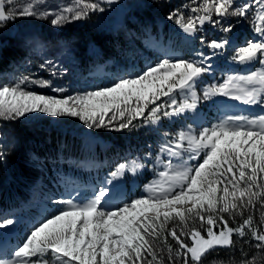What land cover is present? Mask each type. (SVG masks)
I'll return each mask as SVG.
<instances>
[{"label":"snow or ice","instance_id":"6c2138e0","mask_svg":"<svg viewBox=\"0 0 264 264\" xmlns=\"http://www.w3.org/2000/svg\"><path fill=\"white\" fill-rule=\"evenodd\" d=\"M115 2L71 0L46 10L41 7L46 0H0V26L32 17L48 19L53 27H62L87 19L92 13H103L102 5ZM190 13L186 17L176 9L167 19L190 35L205 24L219 26L227 34L234 28L229 18H237V23L248 20L255 38L235 49L232 60L259 63L262 67L207 85L202 96L195 87L210 71L207 62L212 58L203 52L196 53L199 59L163 58L135 76L76 94H66L67 89L55 86L52 80L25 76L0 85V120L15 121L38 113L53 118L76 117L89 129L114 127L122 131L134 126L138 119L144 124H157L162 118L194 111L201 99L216 96L264 110V0H201L190 8ZM200 42L212 49L213 55L229 43L226 37L211 41L201 37ZM40 67L47 68L52 76L62 74L52 61ZM29 85L48 88L57 95L31 91ZM177 91L187 95L178 101L174 95ZM162 97L167 101L157 103ZM113 121L118 124L113 125ZM161 152H166L169 159L158 173L159 178L144 186L146 195L124 200L117 194V187H109V180L90 198L54 201L65 207L35 226L10 258H0V264H165V255L167 264H204L210 253L218 254L220 249L232 253L231 264H262L264 114L229 115L198 132L189 126L177 133L174 143L162 146ZM4 156L0 145V160ZM173 158L180 162L173 163ZM156 159L162 163L160 156ZM143 167L136 161L120 164L110 176L115 180ZM257 212L258 223L254 219ZM13 223L5 219L0 229ZM169 238L175 246L168 242ZM236 239L241 242L238 248ZM245 246L256 251L250 255ZM211 264L224 261L212 260Z\"/></svg>","mask_w":264,"mask_h":264},{"label":"rangeland","instance_id":"374dc122","mask_svg":"<svg viewBox=\"0 0 264 264\" xmlns=\"http://www.w3.org/2000/svg\"><path fill=\"white\" fill-rule=\"evenodd\" d=\"M159 1L116 0V2L111 5H102L105 7L103 13H92L87 19L67 23L62 27H53L48 19L32 17L17 18L14 21L8 22L6 25L0 26V45L5 44L8 47L14 46L18 54L15 64H8V68L0 72V85L6 83L11 84L25 76L34 79L52 80L55 86L66 88V94H76L111 85L114 81L121 78L117 76L114 65L117 66L118 62L122 63V61L119 60L117 63H114L108 59L106 62H97L93 71L80 75L77 62L82 47L79 46L77 38L72 39L66 32H76V28L87 25L95 30L96 33H111L122 23L134 21V17L132 16V14L135 15L134 10H144L152 4H155L153 6L156 8L153 10V16H156L157 22L161 24L163 23V18L159 17L161 8V3ZM169 1L175 5L172 11L179 9L186 17L191 14L190 8L201 2V0H196V3H193V0ZM69 3H71V0H46V4L41 7L42 9L53 10L56 7H62ZM185 5L188 7H185ZM7 7L10 6H6V8ZM126 15H128V19ZM165 18L166 22L169 24L170 31L168 34L170 35L161 37V39L156 37L159 36L160 33H155L154 31H152V33H155L156 36L152 34L147 35L144 42L151 50L141 55L146 62L137 67L135 74H126L123 77L135 76L136 74L142 73L149 66L155 65V63L163 58H172L174 60L199 59L200 57H198L196 53L203 52L206 56H212V58L207 62L210 65V71L202 77L195 87L197 94L202 96L203 89L207 85L222 83L228 75L250 74L262 67L259 63L240 64L232 60L235 49L243 46L246 41L255 38L252 25L248 20H242L237 23V18H229L234 28L232 32L227 34L223 33L219 26L205 24L195 35H190L184 33L174 21L168 20L167 17ZM60 30L63 33L60 32ZM130 34L132 35L131 32ZM237 35H245L246 39H242L238 43L229 40V38H234ZM167 36L170 37L167 38ZM201 37H203L205 41L226 37L229 43L224 49L216 50V54L213 55L212 49L208 48L206 44H201ZM165 38L167 39L165 40ZM90 45L94 47L95 52H100V46H94L93 43H90ZM45 61L54 62L62 74L52 76L47 68L42 69L40 65L44 64ZM28 89L40 94L57 95L48 88L29 85ZM174 95L179 101L187 94L177 91ZM167 99V97H162L157 103H164ZM168 110L171 111V109ZM260 114H264V110H262L260 106L244 104L241 101L232 100L227 97L216 96L211 100L201 99L194 111L189 110L178 116L162 118L161 127H158L159 123H141L138 125L140 128L143 127L144 129L150 130L147 141L143 145H137L138 147L136 149H126L128 153L123 156L115 154V150L111 149L112 144L109 141L103 140V138L113 137L112 133L116 132L114 127L89 129L76 117L65 116L53 118L38 113L28 114L24 118L17 119L36 126H41L46 132L55 129L62 133L74 132L80 134L85 139L83 148H92L93 150L96 144L103 150L110 148V157L113 158V160L109 157L108 161L103 162L109 164L110 167H115L112 172L116 171L120 164L131 165L132 161H136L144 167L138 169L135 174L126 172L124 176L116 178L115 180H112L110 176L112 172L110 171L103 173L100 178L98 177L99 173L93 170L86 174L89 176L88 179L90 180L88 183H80L77 179L71 182L64 180L61 181L62 185L59 188L55 181L64 177L66 174L64 171L61 175L60 171L53 170L58 172V175L52 177L48 176L47 172L43 171L42 168H46L45 166L40 165L36 167L35 164H32L33 167L30 175H32V173L37 175L35 180L41 188L40 191H43L40 195H36L35 192L28 200L21 201L19 209L11 211L10 214L7 215H0V222L5 219H12L14 221L12 225L0 229V252L2 254L0 258H10V254L13 250L22 244L25 237L35 226H38L40 222L58 213L59 210L65 207V205L54 203V201L73 198L79 202L85 198H90L94 194V191L99 190L105 185V181L109 180H111L109 187H117L118 193L127 190L130 191V194L126 196L124 200L130 201L131 199L146 195L144 186L153 179L159 178L158 173L164 170L163 165L169 159L166 152H161L162 146L168 144L170 141L174 143L179 131L187 130V128L191 126L192 129L198 132L204 127H210L212 124L218 123L229 115L255 117ZM105 119L107 120L108 117H105ZM171 120H174V122H171ZM116 124H118V121H113V125ZM163 127L165 129H162ZM129 129L117 132H128ZM2 143L6 144L4 146V151L7 147L9 149L13 147V141L11 135L8 133L7 126L4 125V120H0V145H2ZM114 146L116 147V145ZM28 150L30 151V149ZM157 156H160L162 163H157ZM55 157L56 153L54 152L49 156V161L52 163ZM116 157L119 158L117 162H115ZM35 158L37 157L33 156L32 159L27 158L26 160L27 162H33V160H36ZM96 158L97 156L95 155V159ZM186 158L187 156L185 155V159ZM38 160L42 161L40 157H38ZM58 160L61 166H66L69 162L64 160L62 156H59ZM179 162L178 158H173V163ZM100 163L101 162H95L93 165L94 169L98 168L101 165ZM189 163L194 164L195 161H189ZM84 167L89 168V166ZM45 170L48 171L47 168ZM144 172H148V177L144 175ZM35 190L36 188L33 189V191ZM106 207H108V205H106ZM197 227H199L198 224ZM168 242L175 246L174 241L170 238ZM249 247L250 246H246L245 248L248 249ZM223 250L225 249H220L219 255L215 256L213 259H207L204 264H211L212 260L221 259L224 261V264H231V256H226L227 253H224ZM249 253L250 255L252 254L251 250ZM235 257L236 260H239L240 254L235 253ZM165 264H167L166 255Z\"/></svg>","mask_w":264,"mask_h":264},{"label":"trees","instance_id":"16d2710c","mask_svg":"<svg viewBox=\"0 0 264 264\" xmlns=\"http://www.w3.org/2000/svg\"><path fill=\"white\" fill-rule=\"evenodd\" d=\"M159 2L161 3L159 17L163 18V23L161 24L157 22L156 16H153V10L156 8L153 6L155 4H152L144 10H134V21L125 22V26L124 24L121 25L115 33H96L95 30L87 25L76 28V32H67L72 39L77 38L79 46L82 47L81 53H79L81 57L80 60L92 59L94 61L97 52H95L94 47L90 45V43H93L94 46H100L101 49L99 51L101 53H106L105 55L112 57L111 59H120L126 62L130 54L135 55V51L140 43L137 35L141 29L150 27L154 30L161 25V29L166 31V25L168 26V23L165 17L174 9L173 7H175V5L169 0H161ZM127 27L133 32L138 43L132 40ZM17 55V50L14 46L8 47L5 44L0 45V71L4 69L8 63H15V61H17ZM4 125L7 126L8 133L11 135L13 147L11 149L8 147L7 149L5 148V156L0 160V210L14 205L15 201L12 199L11 194L14 190L18 189V186L13 182H5L4 184V176L8 174V172L12 173L13 177L17 180L29 182L35 178L34 173L30 175L33 167L32 164H35L36 167L40 165L45 166L49 173H52V170L58 168L56 158L58 157L57 150H60L62 157L65 159L73 156L84 157L86 155V150H83V142L85 139L80 134L74 132L62 133L55 129L46 132L41 126H36L22 120L4 121ZM28 149H30V151ZM54 152H57L56 157L51 163L49 161V156ZM33 156L37 157L35 158L36 160L27 162L26 159H32ZM38 157H40L42 161L38 160ZM5 167H8V171L5 170ZM254 219H256L257 223L259 222V212L256 213ZM240 243L241 242L236 239L237 248L240 246ZM245 250H251L252 254L256 251L251 247L248 249L245 248ZM223 251L227 253L226 256H232V253L228 249ZM236 253L239 254V252ZM217 255L219 254L216 252L210 253L205 258L204 263L207 259H213ZM262 264H264V262H262Z\"/></svg>","mask_w":264,"mask_h":264}]
</instances>
